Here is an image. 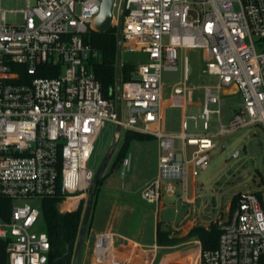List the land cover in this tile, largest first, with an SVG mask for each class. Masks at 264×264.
I'll list each match as a JSON object with an SVG mask.
<instances>
[{
    "label": "built area",
    "instance_id": "obj_1",
    "mask_svg": "<svg viewBox=\"0 0 264 264\" xmlns=\"http://www.w3.org/2000/svg\"><path fill=\"white\" fill-rule=\"evenodd\" d=\"M2 2L0 196L14 204L11 220L0 219V238L9 239L10 264H49V235L34 230L40 209L15 200L59 193L67 200L87 199L95 178L89 161L107 121L157 139L158 174L141 190L156 205L164 186L167 193H176L171 180H181L180 196L190 200L188 178L208 167L215 137L264 126V0H115L119 13L124 5L122 49L146 55L132 78L122 81L126 121L119 119L117 99L104 94L92 69L98 51L85 40L102 0H24L23 8L10 10ZM9 14L20 21H11ZM190 47L205 50L202 73L218 80L204 85L202 111L186 114L184 130L175 133L164 127V109L180 106L186 111L192 103L188 57L183 80L172 86L168 98L163 72L177 70L180 49ZM59 69L58 75H40ZM234 93L242 95L244 106L224 123L223 95ZM213 114L219 123L216 132H187L188 117L196 127L201 119L208 129ZM188 145L196 146L190 155ZM122 163L124 176L130 155ZM229 211L228 219L218 220V245L202 250L198 264H264V189L241 192Z\"/></svg>",
    "mask_w": 264,
    "mask_h": 264
},
{
    "label": "rangeland",
    "instance_id": "obj_2",
    "mask_svg": "<svg viewBox=\"0 0 264 264\" xmlns=\"http://www.w3.org/2000/svg\"><path fill=\"white\" fill-rule=\"evenodd\" d=\"M4 8L21 9L24 7V0H3ZM115 14L119 15V7H115ZM9 19L19 22L20 18H15L9 14ZM177 70H166L163 72L164 95L170 96L172 86L183 80L184 57H188L189 80L187 85L193 88L192 103L188 104L186 114L195 115L202 111L204 105V85L215 83L218 77L202 73L204 67L205 50L201 47L182 48L179 52ZM146 55L140 52L122 51V62L131 61L134 64L142 62ZM244 106V100L240 93L223 95L221 102L222 121L228 123L235 115L236 111ZM212 107H216L212 105ZM184 108L180 106H168L165 112L166 130L180 133L184 130ZM128 118V109L122 107V119ZM198 126H195V119H186L187 132L192 135L202 133H214L219 129L217 116L213 114L210 126L205 128L204 122L199 119ZM117 125L107 121L99 133L96 141L95 151L89 161V167L95 172L102 164L111 146L117 141ZM127 130L123 128L121 137L115 151L108 161V165L101 175L104 184L100 186L101 195L117 194L124 190H137L144 183L150 181L156 174L157 168V139L146 140L131 139L128 143L127 155L131 157L130 168L123 176V163L115 166V162L126 142ZM119 136V135H118ZM117 137V138H116ZM217 146L210 151L209 165L201 170L196 177L195 186L193 177L187 181L188 195H192L195 187L197 201L188 203L180 196L182 193L181 180H171L176 187L175 194H169L162 189V198L159 209V219L164 228H183L187 223L194 221L197 225H208L220 219L226 220L231 215L232 207L240 196L241 192H252L259 188L264 189V126L262 124L241 128L232 133L219 135L214 138ZM182 140L178 138L176 145L180 146ZM196 148L188 145V155ZM157 154V156H156ZM153 180V179H152ZM85 198V207L87 205ZM25 202L37 206L42 211L41 200L38 198H18L16 204ZM154 207V206H153ZM36 231H46L47 224L43 212L34 226ZM150 242L154 241L151 233Z\"/></svg>",
    "mask_w": 264,
    "mask_h": 264
},
{
    "label": "crops",
    "instance_id": "obj_3",
    "mask_svg": "<svg viewBox=\"0 0 264 264\" xmlns=\"http://www.w3.org/2000/svg\"><path fill=\"white\" fill-rule=\"evenodd\" d=\"M186 111L184 110V117ZM164 127L166 129L165 121ZM151 138L155 137L151 135L149 138L138 140ZM156 153L159 163L158 142ZM158 163L156 174L152 179L158 174ZM101 178V183L96 189L79 264H198L202 243L197 237L188 238L176 245L158 244L157 228L159 223L162 224L158 217L160 205L147 202L141 195L142 188L152 179L137 190H124L115 195L114 193L101 195L100 186L105 181L103 177ZM195 182L196 177H193L194 186ZM188 196L190 200L184 201L188 203L197 201L195 187L192 195ZM68 201L69 199H64L59 204L61 211L77 209L85 201V197L77 196L66 204ZM84 208H86L85 205ZM196 225L194 221H191L183 228L170 229L173 231V236L183 237ZM151 233L154 236L153 242L149 241Z\"/></svg>",
    "mask_w": 264,
    "mask_h": 264
},
{
    "label": "trees",
    "instance_id": "obj_4",
    "mask_svg": "<svg viewBox=\"0 0 264 264\" xmlns=\"http://www.w3.org/2000/svg\"><path fill=\"white\" fill-rule=\"evenodd\" d=\"M85 40L92 44L98 51V55L92 59V69L96 77L101 81L104 94L110 98H116L117 84V49L118 34L117 27H113L105 32L91 31L85 36ZM136 64L131 61H123L122 81H127L133 76ZM59 70L40 72V75L54 76L58 75ZM151 135L141 132L127 130L126 142L120 152L115 166L122 164L127 156L128 143L131 139H145ZM102 178L95 185L94 192L101 183ZM65 195L59 193L55 196H49L40 199L42 211L47 224V233L51 242L49 254V264H73L76 246L80 236L81 224L84 216V205L82 202L77 209L61 211L59 204L65 199ZM14 199L6 196H0V219L3 221L11 220L12 206ZM221 230L218 222L211 223L208 227L196 225L190 229L187 235L183 237L173 236L170 228L162 227L158 224L157 242L159 245H176L184 240L197 237L202 243V250L215 248L218 245ZM9 239L0 238V264L9 263Z\"/></svg>",
    "mask_w": 264,
    "mask_h": 264
},
{
    "label": "water",
    "instance_id": "obj_5",
    "mask_svg": "<svg viewBox=\"0 0 264 264\" xmlns=\"http://www.w3.org/2000/svg\"><path fill=\"white\" fill-rule=\"evenodd\" d=\"M114 4L115 0H102L101 3V10L99 14L96 16V18L93 20L92 26L94 31L98 32H105L113 27H117V34H118V49H117V84H116V99H117V112L119 114V119L122 117V100H121V87H122V21H123V9L124 5L121 8V11L119 13L118 17V22L116 20V17L114 15ZM121 125H117V131L116 135L118 134L119 136L117 141L115 140L114 144L111 146L110 150L106 154L102 164L100 167L97 169L95 172V178L94 181L89 188L88 191V200H87V205L84 211V217L83 221L81 224V229H80V236L79 240L76 246V251L73 259V264H79L80 262V257H81V250H82V245L85 240L88 224L91 218L92 210H93V205H94V200H95V192L94 188L98 180L101 178V175L105 171L108 161L112 156V153L115 151V148L118 144V140L121 137ZM116 137V138H117Z\"/></svg>",
    "mask_w": 264,
    "mask_h": 264
},
{
    "label": "bare ground",
    "instance_id": "obj_6",
    "mask_svg": "<svg viewBox=\"0 0 264 264\" xmlns=\"http://www.w3.org/2000/svg\"><path fill=\"white\" fill-rule=\"evenodd\" d=\"M75 197H71L70 199H69V201L66 203V204H68L71 200H73ZM72 205V204H71Z\"/></svg>",
    "mask_w": 264,
    "mask_h": 264
}]
</instances>
